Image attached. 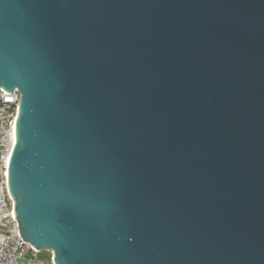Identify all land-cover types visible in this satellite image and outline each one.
Returning <instances> with one entry per match:
<instances>
[{
    "label": "water",
    "instance_id": "water-1",
    "mask_svg": "<svg viewBox=\"0 0 264 264\" xmlns=\"http://www.w3.org/2000/svg\"><path fill=\"white\" fill-rule=\"evenodd\" d=\"M0 86L53 264H264V0H0Z\"/></svg>",
    "mask_w": 264,
    "mask_h": 264
},
{
    "label": "built area",
    "instance_id": "built-area-1",
    "mask_svg": "<svg viewBox=\"0 0 264 264\" xmlns=\"http://www.w3.org/2000/svg\"><path fill=\"white\" fill-rule=\"evenodd\" d=\"M20 100L17 88L10 93L0 86V264H28L29 254L38 252L23 241L19 219L11 212L17 201L7 190L6 167L14 143V122Z\"/></svg>",
    "mask_w": 264,
    "mask_h": 264
},
{
    "label": "trees",
    "instance_id": "trees-1",
    "mask_svg": "<svg viewBox=\"0 0 264 264\" xmlns=\"http://www.w3.org/2000/svg\"><path fill=\"white\" fill-rule=\"evenodd\" d=\"M30 256V262L33 264H39L40 262H48L49 264L51 263V251L50 250H45L41 249L36 253L29 254Z\"/></svg>",
    "mask_w": 264,
    "mask_h": 264
},
{
    "label": "rangeland",
    "instance_id": "rangeland-1",
    "mask_svg": "<svg viewBox=\"0 0 264 264\" xmlns=\"http://www.w3.org/2000/svg\"><path fill=\"white\" fill-rule=\"evenodd\" d=\"M51 258H52V253H51ZM28 264H33V263H31V262H29ZM39 264H49L48 262H40ZM50 264H52V262L50 263Z\"/></svg>",
    "mask_w": 264,
    "mask_h": 264
}]
</instances>
